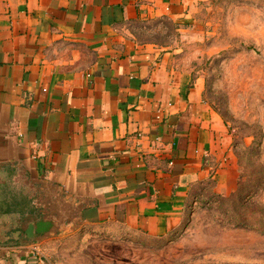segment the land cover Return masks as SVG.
Returning <instances> with one entry per match:
<instances>
[{
    "label": "crops",
    "instance_id": "0c3cea01",
    "mask_svg": "<svg viewBox=\"0 0 264 264\" xmlns=\"http://www.w3.org/2000/svg\"><path fill=\"white\" fill-rule=\"evenodd\" d=\"M198 1L0 0V264H60L38 240L61 234L177 237L205 186L237 192L205 83L142 34Z\"/></svg>",
    "mask_w": 264,
    "mask_h": 264
},
{
    "label": "rangeland",
    "instance_id": "374dc122",
    "mask_svg": "<svg viewBox=\"0 0 264 264\" xmlns=\"http://www.w3.org/2000/svg\"><path fill=\"white\" fill-rule=\"evenodd\" d=\"M193 9L188 22L155 21L142 34L177 51L180 67L205 83L235 143L237 192L205 186L177 237L40 238L60 264H264V0H200Z\"/></svg>",
    "mask_w": 264,
    "mask_h": 264
},
{
    "label": "water",
    "instance_id": "95a60500",
    "mask_svg": "<svg viewBox=\"0 0 264 264\" xmlns=\"http://www.w3.org/2000/svg\"><path fill=\"white\" fill-rule=\"evenodd\" d=\"M57 225L55 221L51 219L41 220L36 223L29 224L25 230V237L29 242H33L37 236L50 235L56 231ZM22 235V232H18V238ZM3 238L0 236V242Z\"/></svg>",
    "mask_w": 264,
    "mask_h": 264
}]
</instances>
